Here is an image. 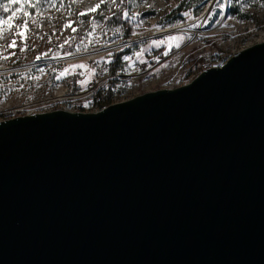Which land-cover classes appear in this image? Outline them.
I'll return each instance as SVG.
<instances>
[{
  "label": "water",
  "instance_id": "1",
  "mask_svg": "<svg viewBox=\"0 0 264 264\" xmlns=\"http://www.w3.org/2000/svg\"><path fill=\"white\" fill-rule=\"evenodd\" d=\"M0 264H264V40L172 88L0 119Z\"/></svg>",
  "mask_w": 264,
  "mask_h": 264
},
{
  "label": "rangeland",
  "instance_id": "2",
  "mask_svg": "<svg viewBox=\"0 0 264 264\" xmlns=\"http://www.w3.org/2000/svg\"><path fill=\"white\" fill-rule=\"evenodd\" d=\"M178 1L115 0L112 5V0H105L95 12L81 16L100 0H35L38 8L21 6L19 0H0V16L8 20L0 25L5 28L0 33V57H7L0 58V103L22 104L25 109L59 89L72 93L109 74H115L108 85L117 95L130 97L161 88V76L176 69L183 77L195 72L191 79L213 46L228 51L264 40V0H204L196 14L187 7L178 12L180 16L171 13ZM4 4L10 5L8 12L3 11ZM124 11L129 12L128 19ZM133 13L139 15L132 19ZM176 24L179 27L172 26ZM194 24L197 27H191ZM116 28L121 32L116 33ZM167 36L178 39L168 41ZM153 40L163 43L156 47ZM81 64L86 67H72Z\"/></svg>",
  "mask_w": 264,
  "mask_h": 264
},
{
  "label": "built area",
  "instance_id": "3",
  "mask_svg": "<svg viewBox=\"0 0 264 264\" xmlns=\"http://www.w3.org/2000/svg\"><path fill=\"white\" fill-rule=\"evenodd\" d=\"M249 43V42H248ZM244 43L240 47L233 50L219 51L216 47L208 49L204 60L200 62L194 70H203L207 67L220 66L230 55L234 54L238 49L245 46ZM180 64L178 65V67ZM193 71V69L191 70ZM195 72H192L186 77L178 73V69L173 72L165 73L161 76L159 85L161 88H172L179 83L190 79ZM115 74H109L105 77H100L90 83L88 86L75 92H67L66 88L59 89L52 93L47 99L34 101L32 106L24 109L22 104H8L7 102L0 103V119L14 116L17 114H30L37 111L50 110L61 108L67 111H95L104 105L118 101L127 97L117 95L113 87L108 85V79ZM185 75V74H184ZM189 77V78H187ZM88 106H85V105Z\"/></svg>",
  "mask_w": 264,
  "mask_h": 264
},
{
  "label": "snow or ice",
  "instance_id": "4",
  "mask_svg": "<svg viewBox=\"0 0 264 264\" xmlns=\"http://www.w3.org/2000/svg\"><path fill=\"white\" fill-rule=\"evenodd\" d=\"M12 2H16V0H12ZM19 2L21 3V6H27L28 8H33V7H37L38 8L39 7V5H37L35 3V0H32V2H29V0H19ZM73 2H79V0H73ZM104 2H105V0H100V3L99 4H96L93 7L87 9V12H81L80 15L81 16H84L87 13L95 12L97 9L100 8V5L103 4ZM112 5H115V0H112ZM2 7H3V11L4 12H8L10 5L9 4H4V5H2ZM149 7H151V5H149ZM220 7L222 8L223 6L221 5ZM261 7H264V5H261ZM28 15H29V13H27V12L24 13V16L25 17H27ZM37 15H38V13H37ZM138 15H139L138 13H133L132 14V19H135V17L138 16ZM183 15L185 17H189V13L188 12H184ZM123 16H124L125 19H128L129 18V12L128 11H124ZM189 18H191V17H189ZM105 19H108V17H105ZM7 23H8V20L4 19L3 16H0V25H6ZM27 23H28V20L26 19L24 21V24H27ZM92 24H93V28H95V22L94 21H92ZM20 26H22V25H18V27H20ZM172 26L173 27H179V24L172 25ZM64 27L65 28L69 27V24L66 23L64 25ZM191 27H197V25L194 24V25H191ZM3 31H5V28L0 27V33H2ZM72 31L75 32L76 29L73 28ZM114 31L116 33H120L121 32V29L120 28H116V29H114ZM88 35H91V33H88ZM0 38H2V37H0ZM166 39L168 41H173V40H176L178 38L177 37H173V36H167ZM14 43H15V41H13V44ZM161 43H163V41H158V40H153L152 41V44L155 45L156 47H159ZM8 47H12V44H9ZM176 47H179V44H177ZM77 50L78 51L80 50V46L79 45L77 46ZM83 50L84 51H87V45H84V49ZM21 51H23V49H21ZM68 54H70V53H68ZM108 55L111 56L112 53L109 52ZM136 55L139 57L140 53H136ZM164 55L166 56V55H168V53L165 52ZM0 58L7 59L6 56L5 57H0ZM37 59H40V57L38 56ZM124 59L125 60H128L129 57L128 56H125ZM141 62L143 63V61H141ZM72 67L83 68V67H86V65H83V64H81V65H73ZM65 71H67V69ZM57 79H60V77L58 76ZM83 83H85V82L82 81L81 84H83ZM85 106H88V105L86 104Z\"/></svg>",
  "mask_w": 264,
  "mask_h": 264
},
{
  "label": "trees",
  "instance_id": "5",
  "mask_svg": "<svg viewBox=\"0 0 264 264\" xmlns=\"http://www.w3.org/2000/svg\"><path fill=\"white\" fill-rule=\"evenodd\" d=\"M187 1L188 0H179L178 3L172 8L171 13H173V15L176 14V15L180 16V14H178V12H182V11L186 10L187 7H191V12L193 14H196L200 10L201 4L204 0H194V3L192 5H189V3H187ZM168 15H170V14H168ZM244 15L247 17L249 16L246 11H245Z\"/></svg>",
  "mask_w": 264,
  "mask_h": 264
},
{
  "label": "bare ground",
  "instance_id": "6",
  "mask_svg": "<svg viewBox=\"0 0 264 264\" xmlns=\"http://www.w3.org/2000/svg\"><path fill=\"white\" fill-rule=\"evenodd\" d=\"M213 1V0H212ZM176 29V28H175Z\"/></svg>",
  "mask_w": 264,
  "mask_h": 264
}]
</instances>
